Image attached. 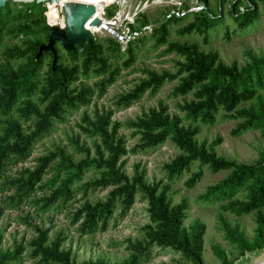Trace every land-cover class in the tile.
Returning <instances> with one entry per match:
<instances>
[{"label": "trees", "instance_id": "obj_1", "mask_svg": "<svg viewBox=\"0 0 264 264\" xmlns=\"http://www.w3.org/2000/svg\"><path fill=\"white\" fill-rule=\"evenodd\" d=\"M264 0H246V9L240 12L241 2L231 5L233 20L239 23L241 29H247L256 17V3ZM12 1L0 8V45L5 35L16 37L20 34L29 35L37 11L43 10L41 4H21L26 10H12ZM54 6L56 3L46 2ZM61 4H64L61 1ZM41 12V11H40ZM46 13H49L48 9ZM45 13V14H46ZM111 16V13H108ZM194 21L183 28L180 33H203L208 25L220 21V16H212L205 12L195 15ZM174 15L156 27L151 35L156 45H167L166 52L174 53L182 61L177 62L175 73L147 71V78L142 80L131 92L121 96L117 102L119 107H127L138 101L146 92L156 94L166 83L178 81L173 88L174 97L191 96V100H183L178 109L183 117L170 115L168 106L159 102L135 120L126 124L112 122L113 112L85 114L79 129L88 138H94L92 147L80 143V136L71 141L75 153L83 158L75 162L63 148H57L53 153L38 160L39 166L34 171L24 170L18 176L7 175L9 166H17L29 159L34 144L49 133L56 122L65 121L66 116L83 106L90 104L96 95L102 96L114 84L119 73L117 66L113 67L111 59L119 58L123 52L128 55L125 65L129 66L135 59L134 46L136 40L129 41L122 50L118 37L108 40V46L92 38L83 45L76 46L67 52L70 64L63 65L61 56L56 50V59L51 52L43 53L37 58L39 41L27 42V48L17 46L5 50L7 61L27 59L25 66L17 70L5 66L0 68V197L5 196L4 206L0 208V218L3 208L17 210L20 205L38 190L51 189V194L36 201L43 204L42 211L48 210L58 202H67L74 196L72 187L82 180L86 171L95 170L99 177L83 185L86 195L89 191L108 189L104 201L91 203L86 200L74 213L73 222L79 223L82 235L105 231L115 215L117 208L124 216L135 203L138 193L143 194L148 202L150 223L143 228L144 239L128 241L127 249L132 252L128 260L122 264H140L155 246L172 248L182 254L191 264H202L203 236L205 225L195 222L188 230L184 227L188 205L185 200L171 205L167 194V186L161 182L148 184L144 172L135 167L134 176L130 178L124 171L125 160L129 154L157 148L168 140L171 141L180 154L164 170L168 180H173L188 172L192 165L199 164L198 171L192 173L185 181L187 189L194 188L203 178V167H208L213 174L231 171L232 174L221 185L211 188L204 199L223 198L226 204L221 207L225 212L235 216H246L254 211L257 213V234L251 242L244 239L241 233L231 230L229 238L236 243L241 254L262 250L264 248V161L252 166L236 164L222 156H218L215 148L222 143L220 137L212 142L198 143L196 136L201 123L213 126L217 115L222 111L228 119L243 122L232 132L233 136L241 135L258 124L264 126V115L258 114L253 108L238 109L246 102L254 100L259 89L264 85V58L252 64L239 68L237 63L225 64L215 52H203L196 44H180L168 42V24L178 21ZM65 24L61 27H64ZM53 27L44 26L47 35ZM140 40V38H136ZM50 56L52 64L45 74L44 80L39 75L45 56ZM99 79L93 86H88L81 79ZM76 85V86H75ZM39 94L38 103L33 96ZM259 98V97H257ZM16 112L18 119L11 117ZM31 122L25 129L20 123ZM189 121V125H183ZM125 126L138 135V143L131 149L126 141L118 135L119 129ZM55 159L59 160L56 177L47 184H42L46 169ZM61 173L65 178H60ZM58 186L55 187V185ZM247 189L246 200H233V197ZM12 194L7 195V193ZM28 224V222H26ZM29 225V224H28ZM51 227L37 228V235L29 243L31 257L38 264H75L71 252L62 248L65 238L58 235L50 240ZM1 243V236H0ZM26 248L21 244L13 250L3 251L0 248V264L18 263ZM215 255L222 264H229L223 250L214 248ZM81 264H109L104 260L86 261Z\"/></svg>", "mask_w": 264, "mask_h": 264}, {"label": "rangeland", "instance_id": "obj_2", "mask_svg": "<svg viewBox=\"0 0 264 264\" xmlns=\"http://www.w3.org/2000/svg\"><path fill=\"white\" fill-rule=\"evenodd\" d=\"M62 1L64 2V0ZM237 1L241 2L239 10L243 12L246 9V0H197L199 4L205 6L210 17L220 16L221 19L214 25H208L203 33L192 32L189 34H182L180 31L191 24L195 15L198 14L189 9V6H193L196 0H185L182 3L185 5L184 9H181L182 5H178L176 0H123L122 5L105 6L104 19L112 26L111 24L110 26L104 25L99 33L91 34L92 38L106 47L108 40L118 37L122 50L127 47L129 41L136 40L134 61L129 66L125 65L128 60L126 52H123L119 58L111 59L112 66L119 68L114 84L102 96H94L89 105L70 112L65 121L56 122L49 133L34 144L29 159L17 166H9L6 171L7 175L14 177L24 170L34 171L39 166L38 160L53 153L57 148H63L75 162L82 159L83 155L75 153L71 141L80 136L81 144L88 147L93 146L95 139L82 134L79 125L82 124L85 114L93 116L96 110L99 112L112 111V122L126 124L140 117L150 108L156 107L159 102H163L168 106L170 115L183 117L184 114L179 111L178 105L182 104L184 99L191 100V96L184 98L172 95L173 88L178 81L166 83L154 95L149 92L144 93L138 101L130 106L119 107L117 105L121 96L131 92L142 80L147 78V71L159 74L176 72L177 62L182 59L174 53L166 52L167 45H156L155 40L151 37L154 29L171 18L173 14L179 13L180 19L168 24V42L196 44L201 51L215 52L223 63L228 65L237 63L239 68L263 59L264 1L256 3V17L247 29H241L239 23L232 18L231 5ZM10 7L12 10L18 11H24L27 8L21 4H11ZM41 8L43 10L37 11L34 19L35 25L31 26L33 33L20 34L16 37L13 35L4 36L0 45V68L8 66L17 70L20 66H25L27 63L25 58L7 61L4 55L5 50L14 46L25 49L28 47L27 42L36 40L46 44L51 32L48 35L47 32H43L44 26L55 27L65 24L61 3H56L54 6L44 3L41 4ZM47 9L49 13H46ZM108 13H111V16ZM136 38H140V40ZM55 48L61 56L60 62L63 65H69V57L61 43H57ZM51 64L50 56H45L39 75L41 81L44 80ZM81 81L88 86H93L99 79H81L77 81L76 85ZM38 99L39 94L33 96L35 103H38ZM250 108H253L258 114L264 115V85L258 90L254 100L238 107V109L246 110ZM11 117L18 119L16 112H13ZM1 119L3 120V118ZM1 122L0 128L2 127ZM242 122V119L226 118L224 112L221 111L213 126L194 124L200 127V133L196 136V140L200 144L203 141L212 142L220 137L222 143L215 148L218 156L246 166L263 162L264 126L258 124L241 135L233 136L232 132ZM20 123L25 129L31 124V122L23 120H20ZM189 123V121H183V125H189ZM118 135L125 139L128 149L138 143L139 136L134 135L133 130L125 126L119 129ZM179 154L180 151L177 147L168 140L157 148L124 157V171L132 178L135 174V167L138 166L139 172H144L146 183L151 185L161 182L163 186H167L171 205L179 204L182 200L186 201L188 210L184 227L188 230L197 221L205 225L202 264H222L214 253L215 247L225 252L229 264H243L258 250L245 252L242 255L238 245L229 238V231H237L243 235L245 240L251 242L257 234L256 211L246 216H235L221 209L226 204L223 198L204 199L211 188L221 185L232 174L231 171L213 174L208 167H203L204 175L201 181L194 188L187 189L185 181L199 169V164L195 163L182 176L171 181L168 180L164 166ZM58 163V159L50 163L42 184H47L56 177ZM98 177L97 171L91 169L86 171L82 180L76 182L72 187V190L75 191L73 198L67 202L60 201L46 211H42L43 204H36V201L49 196L50 188L44 191L38 190L30 198L24 200L17 210L3 208L0 218V248L3 251L13 250L15 245L22 243L26 250L21 260L14 264H38V260L33 259L30 255L29 243L37 235V228L45 229L50 226V240H54L58 235L65 238L62 248L71 252L75 264L99 259L109 264H122L128 260L132 252L127 249V242L143 240V228L150 223L148 202L143 194H137L134 205L126 215L121 216L120 209L117 208L105 231L82 235L79 231V223L73 222L74 213L86 200L91 203L104 201L110 191V188L97 189L84 195L83 185ZM60 178H65V175L61 173ZM10 194L12 192L7 193V195ZM249 194L247 189H243L233 197V200H246ZM5 198V196L0 197V208L4 206ZM140 264H191V262L185 260L182 254L172 248L155 246L146 258L141 259Z\"/></svg>", "mask_w": 264, "mask_h": 264}, {"label": "water", "instance_id": "obj_3", "mask_svg": "<svg viewBox=\"0 0 264 264\" xmlns=\"http://www.w3.org/2000/svg\"><path fill=\"white\" fill-rule=\"evenodd\" d=\"M12 1L16 4H44L46 2L60 3L62 0H0V8L7 2ZM96 8L80 2L68 1L62 5V15L65 26H55L49 35L46 44L39 48L37 58L43 53L51 52L56 59L57 43H61L67 52L73 51L76 46L83 45L86 41H91V32L87 28L88 23L100 25L102 21L95 17ZM243 264H264V248L253 253Z\"/></svg>", "mask_w": 264, "mask_h": 264}, {"label": "bare ground", "instance_id": "obj_4", "mask_svg": "<svg viewBox=\"0 0 264 264\" xmlns=\"http://www.w3.org/2000/svg\"><path fill=\"white\" fill-rule=\"evenodd\" d=\"M68 1H74V2H80V3H84V4H88V5H93L96 8L95 17L99 18L102 21V23L100 25H92V23H88L86 26H87L88 30L91 32V34L99 33L104 25L110 26L111 23H109L108 21H106L104 19L105 6H110L113 4H121V5L123 4V0H64V4ZM154 3L156 4L157 2H154ZM63 19H64V17H63ZM64 23H65V21H64ZM111 26H112V24H111Z\"/></svg>", "mask_w": 264, "mask_h": 264}, {"label": "built area", "instance_id": "obj_5", "mask_svg": "<svg viewBox=\"0 0 264 264\" xmlns=\"http://www.w3.org/2000/svg\"><path fill=\"white\" fill-rule=\"evenodd\" d=\"M176 1H177V4H178V5H182V3H183L185 0H176ZM183 7H185V5H182V8H181V6H180L181 9H184ZM181 9H180V10H181ZM189 9L192 10V11H194V12H196V13L205 12V10H206L205 6L199 4V3L197 2V0H196V3L193 4V6H189ZM176 14H177V16H179V13H176Z\"/></svg>", "mask_w": 264, "mask_h": 264}]
</instances>
